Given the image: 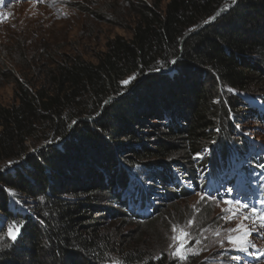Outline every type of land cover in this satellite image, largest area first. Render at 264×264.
<instances>
[{
  "label": "trees",
  "instance_id": "1",
  "mask_svg": "<svg viewBox=\"0 0 264 264\" xmlns=\"http://www.w3.org/2000/svg\"><path fill=\"white\" fill-rule=\"evenodd\" d=\"M131 10V39L109 40L95 64L57 62L39 86L14 78L17 103L0 105V227L21 226L0 264H177L138 245L119 250L100 221L157 219L186 197L179 179L195 180L193 157L217 125L228 133L230 114L239 124L249 113L228 89L264 100V0L137 1ZM129 78L142 80L131 88ZM173 155L182 163L162 161ZM222 173L211 164V179ZM21 196L30 212L14 201Z\"/></svg>",
  "mask_w": 264,
  "mask_h": 264
},
{
  "label": "rangeland",
  "instance_id": "2",
  "mask_svg": "<svg viewBox=\"0 0 264 264\" xmlns=\"http://www.w3.org/2000/svg\"><path fill=\"white\" fill-rule=\"evenodd\" d=\"M137 1L157 3L164 9L169 0H0V105L17 103L13 97L14 78L39 86L42 73L57 62L76 57L95 64L109 40L131 39L136 20L131 7ZM141 80L130 79L126 85L132 88ZM228 91L243 101L244 110L249 113H238L239 124L230 114L229 132H222L223 126L218 124L203 142V158L193 160L198 166L192 175L195 180L179 179V190L188 191L186 197H178L164 206L151 223L139 226L122 218L100 221L99 232L116 243L119 250L138 245L144 254L150 251L162 254L177 264H264V255L259 254L264 252V229L258 234V225L251 220L244 223L251 228L248 239L255 243V248L241 252L226 239L234 235L226 230L235 228L243 214L251 209L264 214V100L257 95ZM151 139L148 136L146 140ZM33 151L34 148H29V153ZM162 161L182 163L175 155ZM211 164L222 169L223 178L219 182L210 178ZM229 188L231 192L226 191ZM205 192L213 198L200 201L197 193ZM235 199L242 201V211L235 219H227L226 209L233 205L223 201ZM14 201L21 210L30 212L31 199L21 196ZM243 204L250 207L244 208ZM189 220L193 221L190 227ZM173 225L184 226L191 233L186 244L191 251H199L198 256L181 261L173 255L174 249L169 247ZM113 261L117 260L112 259L109 264Z\"/></svg>",
  "mask_w": 264,
  "mask_h": 264
},
{
  "label": "snow or ice",
  "instance_id": "3",
  "mask_svg": "<svg viewBox=\"0 0 264 264\" xmlns=\"http://www.w3.org/2000/svg\"><path fill=\"white\" fill-rule=\"evenodd\" d=\"M38 2H43V0H38ZM219 13H217L218 15ZM215 17H210L209 19H214ZM207 22V21H206ZM174 62V61H173ZM132 79V78H129ZM123 84H128L129 80H125L122 82ZM107 103V101H106ZM196 158H203V153H197L196 156L193 157V159ZM13 162H9V165H11ZM211 187V185H210ZM212 190H216L212 188ZM226 191L231 192L232 189H226ZM198 196H200V201L207 199H212L208 192L205 193H197ZM198 201L197 203H199ZM224 204L227 205H233L232 208L226 209L228 212L227 219H235L239 212L242 211L241 204L242 201L240 199L235 200H225L223 201ZM244 208H249L250 206L247 204H243ZM255 217V219H253ZM251 220L253 224L258 225L257 233H260L261 229H264V214H259V211L257 209H251L249 213H245L242 215L240 222L237 224L235 228L227 229L226 231L233 233L234 235H228L226 237L227 242L229 245L234 247L236 250L241 252H247L249 247L255 248V243L252 242V240L248 239V237L251 235V228L249 225L245 224L244 221ZM193 221H188V226H192ZM20 224L18 221H11L8 224L7 229L0 227V249L6 248L10 246L9 242H14L18 238V234L20 231ZM172 232L173 235L171 237L172 243L169 245L170 248H173V255L181 260H187L190 256H198L200 254L199 251L193 252L191 251V248L187 246L186 242L188 241V238L190 237L191 233L185 230L184 226L181 225H173L172 226ZM217 236L219 233H215ZM196 243H200V241H196ZM221 246H223V242H221ZM260 255H264V252L259 253ZM155 259H159V257H154ZM113 264H119V261H113Z\"/></svg>",
  "mask_w": 264,
  "mask_h": 264
},
{
  "label": "water",
  "instance_id": "4",
  "mask_svg": "<svg viewBox=\"0 0 264 264\" xmlns=\"http://www.w3.org/2000/svg\"><path fill=\"white\" fill-rule=\"evenodd\" d=\"M221 13H222V12H220V14H221ZM215 19H216V18L212 19L210 23H212ZM43 147H44V146H43ZM33 152H34V151H33ZM31 153H32V152H31Z\"/></svg>",
  "mask_w": 264,
  "mask_h": 264
}]
</instances>
